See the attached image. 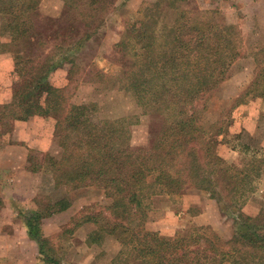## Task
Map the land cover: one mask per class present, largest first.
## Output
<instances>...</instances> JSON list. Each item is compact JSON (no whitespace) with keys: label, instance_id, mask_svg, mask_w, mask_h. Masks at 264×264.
I'll list each match as a JSON object with an SVG mask.
<instances>
[{"label":"trees","instance_id":"1","mask_svg":"<svg viewBox=\"0 0 264 264\" xmlns=\"http://www.w3.org/2000/svg\"><path fill=\"white\" fill-rule=\"evenodd\" d=\"M84 1L68 0L58 17L47 18V25L66 18L65 29L78 38L63 53L43 55L31 17L41 12L44 0H0V13L13 17L10 25H4L9 39L0 42L6 48L1 52H12L20 78L15 102L4 108L10 109L14 120L32 112L57 118L54 136L62 154L45 155L56 187L94 185L113 200L97 212L83 213L82 219L74 217L75 227L94 224L96 242L108 235L130 236L134 243L129 256L135 264H264V208L255 216L242 212L261 185L264 156L255 152L238 165L230 164L218 152V134L202 124L214 89L244 54L237 26L226 23L218 9L188 7L187 0H168L173 14L163 22L159 4L147 2L141 17L128 25L116 44L125 58L118 74L102 81L103 88L113 90L109 105L70 103L52 84L51 74L65 64L74 67L75 56L98 31L97 7L79 13V20L72 16ZM100 1L88 0L92 6ZM250 35L255 44L249 54L257 73L247 94L259 90L264 97V33L255 29ZM192 55L202 57L201 65L182 67L180 59ZM148 114L161 117V129L149 149L136 151L131 127ZM151 176L168 193L189 186L207 192L226 209H235L232 237L223 241L208 226L173 236L147 230Z\"/></svg>","mask_w":264,"mask_h":264},{"label":"rangeland","instance_id":"2","mask_svg":"<svg viewBox=\"0 0 264 264\" xmlns=\"http://www.w3.org/2000/svg\"><path fill=\"white\" fill-rule=\"evenodd\" d=\"M66 1L68 0H44L41 12L31 17L36 24L32 31L43 43L41 45L43 55L63 53L62 51L78 38L75 35L71 37L70 32L65 29L68 25L66 18L47 25V18L58 17L65 8ZM249 1L187 0L186 2L189 4V6L186 4L188 7L221 11L226 23L237 26L245 42V47L242 48L244 54L232 64L227 79L214 89L202 118V124L210 128L214 134H218L216 137L219 154L232 165H238L255 152L264 156V97L259 90L247 94L257 73L253 57L249 54L255 44L250 34L255 29L264 33V2L251 6L252 3ZM147 2L151 3L149 6L159 4L163 22L171 20L173 9L169 6L168 0H144L137 10L129 0H101L95 6L89 5L86 0L82 6L78 5V9L71 12L72 16L79 20L81 19L79 13L88 14L92 12L93 7H97L96 19L99 24H95L98 25L97 33L75 56V66L65 64L58 69V72L56 70V73L51 74L52 84L64 91L70 103L97 101L109 105L113 90L103 88L106 83L102 81L112 79L118 74L121 62L123 63L125 58L123 59L117 51L116 44L128 25L141 17L140 11ZM12 21L11 15L0 13V42L9 39V29L4 25H10ZM116 39L118 41L115 43ZM20 48H23L21 43ZM4 49L6 48L0 46V55L8 53L13 58L12 52L8 50L2 53ZM26 53H29V50ZM13 62L14 72H8L6 80L0 76V90L4 94L5 88L8 87L10 94L11 92L13 94L10 102L0 103V149L13 143L15 121H17L12 118L10 109L4 108L15 102V87L20 79L15 70L14 58ZM201 62L202 57L197 55L180 59L182 67H190L188 65L199 67ZM107 86L111 87L110 84ZM33 114L40 115L32 112L26 118L19 120H29ZM51 117L55 126L57 118L53 115ZM161 125L162 120L158 115L142 116L140 122L131 127L132 148L136 151L149 149ZM28 128L24 126L21 130L26 131ZM47 154L61 157L62 149L55 136L49 150L35 148L29 150L25 168L22 170L33 171V167L41 166L32 179H27L23 172L16 174L19 164L15 156L17 155L19 159L18 153H13V157L12 153L9 157L5 154L0 156V264H24L17 244L20 241L19 234L25 226L31 238L38 240L39 249L35 264H54L50 259H55L60 264H135L132 263L134 259L132 255L129 256L130 248L134 243V239L130 236L121 239L108 235L100 242H96L97 227L94 224L87 222L75 227L74 217L78 220L82 219L83 213L97 212L101 205H111L113 200L105 195L102 188L94 185L56 187L48 163L45 161ZM15 175L19 181L13 185L14 182L9 178ZM149 180L152 206L145 223L147 230L158 232L162 236H173L178 231H186L196 226H208L223 241L232 237L235 209H226L219 205L209 198L205 191L186 186L181 192L171 194L155 184L153 176L149 177ZM261 181L259 189L251 195L243 208L242 212L246 216H255L264 208V173ZM87 187H93L94 190L79 196V189ZM28 189H35L36 195L23 207L19 203L24 201L14 196L25 194ZM62 211H65L64 218L58 217L52 223L42 225L41 218ZM21 218L23 222L19 221ZM64 220L68 222L63 224ZM69 226L72 228L68 229H73L72 233L66 229ZM41 245L42 247L44 245L42 249ZM26 251L28 252L26 254H29L28 247Z\"/></svg>","mask_w":264,"mask_h":264},{"label":"crops","instance_id":"3","mask_svg":"<svg viewBox=\"0 0 264 264\" xmlns=\"http://www.w3.org/2000/svg\"><path fill=\"white\" fill-rule=\"evenodd\" d=\"M144 0H129V3L133 4L134 9H139L142 2ZM147 1V0H146ZM150 1V0H149ZM264 0H250L249 3H252L251 6H254V4L263 3ZM118 41V39L115 40V43ZM57 70L56 72H58ZM8 72H14V62L13 58L10 54L5 53L0 55V76L3 77L5 80L7 79V73ZM55 72V73H56ZM52 82V80H51ZM3 88V87H2ZM9 91V93H8ZM13 99V94L10 90H8V87L5 88V93L3 94L2 90H0V103H8ZM52 115H38L33 114L29 118V120H17L15 121V127H14V138L13 143L7 145L4 148L0 149V156L1 154H5L9 157L10 153H18L19 159L16 157L17 163L19 166H17V173L23 172V175L27 179H32L34 176L37 175L35 171H24L22 169L25 168V162L28 157V152L30 149L35 148L39 150H49L52 146L53 142V136H54V123L53 119L51 117ZM24 126H28L29 128L26 131H22L21 129ZM25 143H21V142ZM25 155V156H24ZM38 172V171H37ZM9 180L13 181V185H16L17 181H19V178H16V175L14 177L9 178ZM17 189H15L16 191ZM92 190H94L93 187H87L79 189V196L85 195V193H90ZM27 195V198H26ZM35 189H28L25 194H21L19 196L15 195L14 197L24 201L22 203V206L26 205L30 200L35 197ZM14 198V199H15ZM15 199V201H17ZM248 206V205H247ZM16 208V207H15ZM17 209V208H16ZM246 210V209H245ZM244 211V210H242ZM72 211H70L71 213ZM68 213V212H67ZM65 215V211L58 212L52 215H49L47 217L41 218L42 225L50 224L53 222L54 219L58 217H63ZM68 215V214H67ZM70 216V215H69ZM64 218V217H63ZM21 218L19 221H22ZM23 222V221H22ZM67 221H63V224L67 223ZM25 224V223H24ZM26 225V224H25ZM62 225V224H60ZM23 231L19 234V243L17 244L19 248V252L21 253V259L24 260V264H35L37 261V253L39 249L38 240L36 238H31L30 232L27 230L26 226L23 227ZM27 247L29 248V254L26 251ZM23 264V263H21Z\"/></svg>","mask_w":264,"mask_h":264}]
</instances>
